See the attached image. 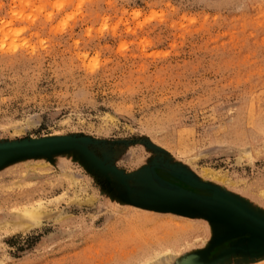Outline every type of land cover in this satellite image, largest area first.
Masks as SVG:
<instances>
[{
  "label": "rangeland",
  "instance_id": "374dc122",
  "mask_svg": "<svg viewBox=\"0 0 264 264\" xmlns=\"http://www.w3.org/2000/svg\"><path fill=\"white\" fill-rule=\"evenodd\" d=\"M47 137L0 264H264V0H0V144Z\"/></svg>",
  "mask_w": 264,
  "mask_h": 264
},
{
  "label": "water",
  "instance_id": "95a60500",
  "mask_svg": "<svg viewBox=\"0 0 264 264\" xmlns=\"http://www.w3.org/2000/svg\"><path fill=\"white\" fill-rule=\"evenodd\" d=\"M76 145L73 139L64 137H47L37 140H20L0 144V165L25 157L50 155L66 151ZM163 176L172 182L180 183L179 179L164 172ZM214 194V193H213Z\"/></svg>",
  "mask_w": 264,
  "mask_h": 264
},
{
  "label": "bare ground",
  "instance_id": "6f19581e",
  "mask_svg": "<svg viewBox=\"0 0 264 264\" xmlns=\"http://www.w3.org/2000/svg\"><path fill=\"white\" fill-rule=\"evenodd\" d=\"M31 140H34V139H31ZM22 214L23 216H27L28 218L30 217L31 219L38 220V214L34 209L26 208L22 211Z\"/></svg>",
  "mask_w": 264,
  "mask_h": 264
},
{
  "label": "trees",
  "instance_id": "16d2710c",
  "mask_svg": "<svg viewBox=\"0 0 264 264\" xmlns=\"http://www.w3.org/2000/svg\"><path fill=\"white\" fill-rule=\"evenodd\" d=\"M11 240V239H10Z\"/></svg>",
  "mask_w": 264,
  "mask_h": 264
}]
</instances>
